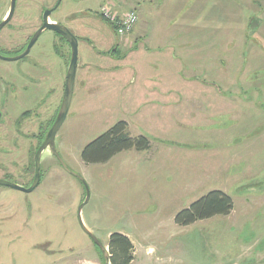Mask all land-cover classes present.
<instances>
[{
  "label": "rangeland",
  "instance_id": "374dc122",
  "mask_svg": "<svg viewBox=\"0 0 264 264\" xmlns=\"http://www.w3.org/2000/svg\"><path fill=\"white\" fill-rule=\"evenodd\" d=\"M58 1L17 0L13 18L0 32L1 55H19L42 26L45 10ZM186 1L171 0L170 12L175 15ZM150 2L62 0L50 17L79 41L72 102L56 143L66 164L87 182L90 200L82 219L108 253L110 235L127 234L136 264H145L141 252L146 247L168 251L187 264H213L217 251H237L249 256L244 264H264V207L251 210L253 216L246 219L244 209L264 202V0H194L209 21L202 43L217 46L216 60L198 62L192 56L195 64L186 65L191 72L184 77H200L206 85L184 82L183 87L179 81L191 95L176 92L175 110L167 112L141 107L152 97L138 79L123 97L112 90V84L123 83L113 75H129L130 81L134 73L140 78L153 72L139 30L148 24L144 7ZM10 3L0 0V23ZM131 11L138 19L123 36L120 18ZM185 20L177 17L171 26ZM220 48L222 65L217 63ZM70 54L63 36L45 30L24 58H0V179L31 185L37 147L61 106ZM125 59L129 64L122 69ZM120 121L128 123L132 136L148 137L150 150L130 149L107 163H84L85 146ZM41 165V182L31 193L0 185V264H105L81 228L83 182L50 149ZM212 190L232 197L235 215L188 226L175 223L180 211Z\"/></svg>",
  "mask_w": 264,
  "mask_h": 264
},
{
  "label": "crops",
  "instance_id": "0c3cea01",
  "mask_svg": "<svg viewBox=\"0 0 264 264\" xmlns=\"http://www.w3.org/2000/svg\"><path fill=\"white\" fill-rule=\"evenodd\" d=\"M156 2L157 5H155ZM170 7L171 0H154V3L150 2L148 6L144 7L148 10V13H146L145 17L148 20V24H146V26L141 25L139 30L145 37V40H142V48L143 50H146L144 53L152 55V58L149 59L150 61L148 62V65H150L153 72H148L149 74H142L140 78H138V75L134 73L135 77H132L130 81L129 75H113L116 81L119 79V77H121L123 79V83L119 82L117 86L112 84V90H119L120 94L123 97L125 95V92H128L129 94L130 90L134 87L130 86L132 85L131 82L134 81V79H138L137 83L142 84L141 88L143 89V91L152 97L151 100L145 101L144 104L141 105V107H149L151 110L156 107V111L160 112L175 110L174 97L176 92H178L179 94H184L186 96L191 95L190 91H185V89H182L177 85L179 81H181L180 83L183 87L184 82H198L201 85H206L202 83L203 81L201 82L200 77L199 79L191 78L190 76L184 77V74L187 75L191 72V69H189L188 67L186 68V65L191 66V64H195L191 62L192 56H197L200 60L198 62H205L207 59H210V61L212 62V59H214V61L216 60L215 56L217 55L216 45L206 46L205 43H202L204 40H206L205 29L208 27L207 22L209 21L207 20V18L205 20L202 19V15L198 12L199 8H196L194 0H187L186 3H184L178 9L175 15L174 13L170 12ZM182 16H186L188 18L187 23L185 20L184 25L171 26V24L176 23L177 17ZM161 22L163 23L160 24ZM234 29H236V26H232V28L228 30L233 32L235 31ZM174 34L179 35L176 38H173ZM147 43H149L148 47H146ZM168 49L171 51H168ZM221 53L223 54V49L221 51L220 48V58L217 61L218 64L221 63ZM124 62L126 63V65L123 64L122 69L126 68L127 64H129L126 59L124 60ZM181 62L183 64H178L177 67L176 64ZM130 63L133 64L132 71L135 72L136 62L133 61ZM128 67L130 68V65ZM140 68L142 69L141 65ZM198 69L200 68L198 67L195 70ZM261 72H264V69L261 70ZM165 74H170L171 78L164 79ZM199 75H204V71H199ZM209 77L212 78V76ZM111 79L113 81L114 78L112 77ZM203 93H205V90L203 91ZM136 105H138V102H136ZM257 207H264V202L258 204H245V219L251 218L253 216L251 210ZM235 213L236 208L228 216L235 215ZM141 253H143V258L145 257V264H187V262H185L184 260H176V256L173 254H168V251H153L149 250V248L146 247L142 250ZM215 257L216 259L213 264H223L222 262H228L229 264H244L245 260L249 256H244L243 253L242 255H240V253L237 251H231L230 254L217 251L215 253ZM137 258L138 255L136 252L134 264L137 263ZM224 259L228 260L224 261ZM260 259H264V256L262 257L261 254Z\"/></svg>",
  "mask_w": 264,
  "mask_h": 264
},
{
  "label": "trees",
  "instance_id": "16d2710c",
  "mask_svg": "<svg viewBox=\"0 0 264 264\" xmlns=\"http://www.w3.org/2000/svg\"><path fill=\"white\" fill-rule=\"evenodd\" d=\"M151 146V141L148 137L145 135L132 136L129 132L128 123L120 121L87 144L81 153V157L84 163L88 165L102 164L109 162L123 151L130 149L148 151ZM233 210L234 200L231 196L221 190H212L192 203L188 208L180 211L175 216V223L179 226H188L214 216H228ZM109 248L111 264H134L135 246L126 234L112 233L109 237Z\"/></svg>",
  "mask_w": 264,
  "mask_h": 264
},
{
  "label": "water",
  "instance_id": "95a60500",
  "mask_svg": "<svg viewBox=\"0 0 264 264\" xmlns=\"http://www.w3.org/2000/svg\"><path fill=\"white\" fill-rule=\"evenodd\" d=\"M61 1L62 0H59L57 5L54 8L45 10L43 14L42 26L31 37L26 48L19 55L13 56V57H6V56L1 55L0 53V58L4 60L11 61V60H19V59L24 58L26 55L30 53L33 46L38 41L40 35L45 30H51L63 36L68 41L70 48H71L70 62H69V66H68V70L66 74L65 87H64V93H63L61 106H60L55 122L49 129L43 142L40 144V146L38 147L36 151L35 174H34V178H33L31 185L29 187H25L18 183L4 180V179H0V185L14 189V190L22 191L25 193L33 192L39 186L41 179H42V165H41L42 155L46 149H50L52 154L59 160L60 164L64 167V169L70 172L72 175L79 178L83 182L85 186V190H86V198L79 207V220H80L81 228L84 230V232H86L92 238L93 242L99 247V249L101 250L104 256L105 264H110L111 254L108 253V250L106 249L102 241H100V239L90 229H88V227L85 225L82 219V215H81L82 209L84 208L85 204H87L90 200V193H89L87 182L82 175L76 172H73L70 169V167L66 164V162L63 160L62 156L60 155V152L58 150L57 143H56L57 134L59 130L62 128V125L64 124L66 120V117L68 115L69 108L72 102L76 73H77V68H78V58H79V50H78L79 41L77 37L73 34V32L69 28H67L63 24L59 22H52L50 20V17L53 11L59 6ZM16 3H17V0H11L10 11L7 17H5L0 23V32L13 18L15 8H16Z\"/></svg>",
  "mask_w": 264,
  "mask_h": 264
},
{
  "label": "built area",
  "instance_id": "2783aa9c",
  "mask_svg": "<svg viewBox=\"0 0 264 264\" xmlns=\"http://www.w3.org/2000/svg\"><path fill=\"white\" fill-rule=\"evenodd\" d=\"M115 17V16H113ZM138 16L135 11L128 12V14L122 18H120L121 27L119 30L121 31L122 35L124 36L130 29L135 25Z\"/></svg>",
  "mask_w": 264,
  "mask_h": 264
}]
</instances>
